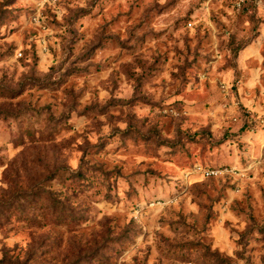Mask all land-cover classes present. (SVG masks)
Instances as JSON below:
<instances>
[{
	"label": "rangeland",
	"instance_id": "obj_1",
	"mask_svg": "<svg viewBox=\"0 0 264 264\" xmlns=\"http://www.w3.org/2000/svg\"><path fill=\"white\" fill-rule=\"evenodd\" d=\"M261 118L264 0H0V264H264Z\"/></svg>",
	"mask_w": 264,
	"mask_h": 264
},
{
	"label": "built area",
	"instance_id": "obj_2",
	"mask_svg": "<svg viewBox=\"0 0 264 264\" xmlns=\"http://www.w3.org/2000/svg\"><path fill=\"white\" fill-rule=\"evenodd\" d=\"M237 5H239L238 2H237ZM259 123L262 124V125H264V118H261L259 120ZM200 170H201L202 175L205 176V177H216L219 174H222L224 172H227V169L226 168H224V169L204 168V169H200Z\"/></svg>",
	"mask_w": 264,
	"mask_h": 264
},
{
	"label": "trees",
	"instance_id": "obj_3",
	"mask_svg": "<svg viewBox=\"0 0 264 264\" xmlns=\"http://www.w3.org/2000/svg\"><path fill=\"white\" fill-rule=\"evenodd\" d=\"M3 259V258H2ZM0 262H2L3 263V261L2 260H0Z\"/></svg>",
	"mask_w": 264,
	"mask_h": 264
},
{
	"label": "clouds",
	"instance_id": "obj_4",
	"mask_svg": "<svg viewBox=\"0 0 264 264\" xmlns=\"http://www.w3.org/2000/svg\"><path fill=\"white\" fill-rule=\"evenodd\" d=\"M242 227V226H241Z\"/></svg>",
	"mask_w": 264,
	"mask_h": 264
}]
</instances>
